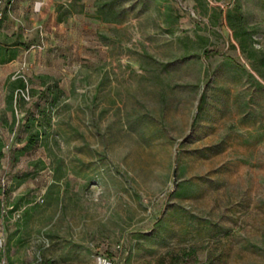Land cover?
I'll return each instance as SVG.
<instances>
[{"label": "rangeland", "instance_id": "374dc122", "mask_svg": "<svg viewBox=\"0 0 264 264\" xmlns=\"http://www.w3.org/2000/svg\"><path fill=\"white\" fill-rule=\"evenodd\" d=\"M35 1L0 19V264H264V0Z\"/></svg>", "mask_w": 264, "mask_h": 264}, {"label": "trees", "instance_id": "16d2710c", "mask_svg": "<svg viewBox=\"0 0 264 264\" xmlns=\"http://www.w3.org/2000/svg\"><path fill=\"white\" fill-rule=\"evenodd\" d=\"M16 56V51L12 48H10L8 45H6L5 43H0V63L9 61L14 59ZM251 75V73H249ZM26 86V82L23 76H19L13 80H11L10 78L7 80V84L6 87L9 89V98L10 100H13V93L14 91H16L17 93L20 94L18 95L19 98H21V91L25 89ZM17 100V98H16ZM201 106V104H199V107ZM42 124V123H41ZM41 136V132L39 129H36L35 131H29L28 132V143L33 144L34 142H36V140L38 139V137Z\"/></svg>", "mask_w": 264, "mask_h": 264}, {"label": "built area", "instance_id": "2783aa9c", "mask_svg": "<svg viewBox=\"0 0 264 264\" xmlns=\"http://www.w3.org/2000/svg\"><path fill=\"white\" fill-rule=\"evenodd\" d=\"M17 2V0H0V19L8 13H10L12 7ZM42 4L41 0H36L34 3V8L37 10ZM95 264H115V261L112 257L103 254L97 253L95 255Z\"/></svg>", "mask_w": 264, "mask_h": 264}, {"label": "crops", "instance_id": "0c3cea01", "mask_svg": "<svg viewBox=\"0 0 264 264\" xmlns=\"http://www.w3.org/2000/svg\"><path fill=\"white\" fill-rule=\"evenodd\" d=\"M17 1H18V0H17ZM16 3H17V2H16ZM16 3H15V4H16ZM15 4H14V5H15ZM15 57H16V56H15ZM9 61H10V60H9Z\"/></svg>", "mask_w": 264, "mask_h": 264}]
</instances>
